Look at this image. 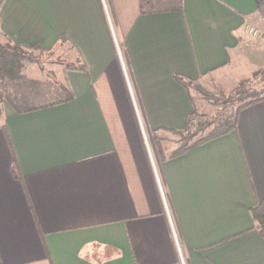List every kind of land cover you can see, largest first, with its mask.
<instances>
[{
    "label": "crops",
    "instance_id": "obj_1",
    "mask_svg": "<svg viewBox=\"0 0 264 264\" xmlns=\"http://www.w3.org/2000/svg\"><path fill=\"white\" fill-rule=\"evenodd\" d=\"M262 1L145 13L141 0H2L6 38L68 49L87 73L64 72L71 102L2 109L0 264H264L251 215L264 200V101L229 135L155 156L195 109L178 78L264 67V38L247 32L264 30Z\"/></svg>",
    "mask_w": 264,
    "mask_h": 264
},
{
    "label": "trees",
    "instance_id": "obj_2",
    "mask_svg": "<svg viewBox=\"0 0 264 264\" xmlns=\"http://www.w3.org/2000/svg\"><path fill=\"white\" fill-rule=\"evenodd\" d=\"M143 12L155 9H170L173 11H183L182 0H169L167 4L161 5L160 0H141ZM264 1L261 2V5ZM2 0H0V7ZM64 43V37L60 39ZM51 53L53 49H45L40 45L33 47L23 46L18 43H13L0 32V78H5L11 82L18 80H25L23 69L25 64H40L41 61L35 53ZM64 72H82L87 73V67L83 60L77 59L72 62H61ZM261 77L264 81V68L260 69L252 75V78H245L240 80L233 90L232 97L224 103L222 112L218 113L213 118L202 116L196 110L188 117L186 125L181 132H171V135L178 140L177 148L168 156L167 149L164 148L163 141L158 139L157 145L159 147L157 158L159 162H164L167 159H173L186 154L191 149L208 143L210 141L227 136L236 131L238 119L241 111L244 109L264 101V85L261 89H255L252 86V79H259ZM179 82L188 90L191 89V83L194 81H187L183 78H178ZM62 98L58 101L46 104L42 107H28L20 106L13 100L7 102L19 114L30 113L41 108L55 106L74 100L73 92L66 83L59 84ZM194 103V98H193ZM195 105V103H194ZM2 110L0 109V116ZM251 215L256 224L260 235L264 238V200L251 210Z\"/></svg>",
    "mask_w": 264,
    "mask_h": 264
},
{
    "label": "rangeland",
    "instance_id": "obj_3",
    "mask_svg": "<svg viewBox=\"0 0 264 264\" xmlns=\"http://www.w3.org/2000/svg\"><path fill=\"white\" fill-rule=\"evenodd\" d=\"M71 55L68 49L66 51L55 49L51 53L43 54L37 52L35 56L41 63L25 64L23 69L25 80L13 83L8 79L0 78V109L8 108L10 104L7 100H13L20 106L36 107L61 99L62 92L59 84L65 79L61 62H72L69 60ZM256 72L255 70L253 74ZM247 73L251 75L249 72H238L234 76L228 71L220 76H211L191 83V94L198 113L213 118L222 112L224 103L232 97L237 83L242 79L252 78L253 74L248 77ZM252 80V86L255 89H261L264 85L261 77ZM178 140L174 137L168 145L166 153L168 156L177 148Z\"/></svg>",
    "mask_w": 264,
    "mask_h": 264
},
{
    "label": "built area",
    "instance_id": "obj_4",
    "mask_svg": "<svg viewBox=\"0 0 264 264\" xmlns=\"http://www.w3.org/2000/svg\"><path fill=\"white\" fill-rule=\"evenodd\" d=\"M247 32L253 38H262L264 36V30H259L254 27H248Z\"/></svg>",
    "mask_w": 264,
    "mask_h": 264
}]
</instances>
